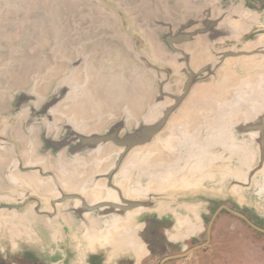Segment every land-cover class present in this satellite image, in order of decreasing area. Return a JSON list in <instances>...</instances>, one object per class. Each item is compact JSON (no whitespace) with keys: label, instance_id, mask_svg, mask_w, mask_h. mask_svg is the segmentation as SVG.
<instances>
[{"label":"flooded vegetation","instance_id":"1","mask_svg":"<svg viewBox=\"0 0 264 264\" xmlns=\"http://www.w3.org/2000/svg\"><path fill=\"white\" fill-rule=\"evenodd\" d=\"M262 5L264 0H0V64L15 60L22 69L19 85L0 89V206H6L0 209V261L34 264L13 263L33 253L48 264H153L162 239L167 250L180 251L159 264H175L215 245L225 212L242 215L235 216L264 234L248 212L226 205L234 200L264 221V211L238 196L247 189L240 170L209 185L205 177L193 184L192 174L193 190L185 194L163 190L166 182L175 188L188 179L180 169L187 129L232 110L241 119V103L263 109ZM154 124L162 129L143 146H82V138L116 134L124 141ZM152 162L163 166L164 183L155 170L140 176L139 166ZM140 187L151 189V197ZM125 189L147 204L129 213L131 225H117L125 244L117 252L81 257L65 219L98 241L100 218L80 210L96 202L119 205ZM209 199L225 204L215 209ZM30 209L32 217H25ZM30 222L36 225L30 232L8 228ZM204 258L198 263L213 264Z\"/></svg>","mask_w":264,"mask_h":264},{"label":"water","instance_id":"2","mask_svg":"<svg viewBox=\"0 0 264 264\" xmlns=\"http://www.w3.org/2000/svg\"><path fill=\"white\" fill-rule=\"evenodd\" d=\"M7 64H9L8 60H5V62H2L0 64V89H3L6 85H9L10 83H17V85H19V79L21 78V73H22V69L20 66L21 64L16 63L15 60L12 61L11 65L7 66ZM259 99L262 100L261 98ZM262 101H264V99ZM240 105L245 106V108L241 109V111H245V115L243 116V118L241 119L237 118L235 115V111L233 110L231 111L233 112L232 113L233 115L229 117H225L224 114L223 116L225 117V119L231 121L230 132L228 131L225 137H222V134L219 133L218 129L215 127L213 120L212 119L207 120L208 118L204 119V122L206 121L205 124L202 125V122L200 124L195 123L193 127H190L189 129L186 130L187 135H189L187 137L194 139L192 142H190L189 139H186L185 140L186 143L181 144L180 146L181 150L186 153L184 154L186 156L184 161V167L180 166V169H182L185 173H188L186 174V176L188 177L187 180L189 181L185 180L184 182H179L178 183L179 186L175 185V188L168 185V182L164 183V181L166 180L165 179L166 175L164 176L165 171H163V166L156 162H152V164L149 165H146L147 164L146 163L145 166L143 165L139 166L142 168V172H139L140 176L144 178V176L147 175L149 172L155 170L156 173H158L157 178L159 179V181H162L161 183H164L163 186L165 188L163 189L164 191H168V193L171 194H177V193L185 194L190 192L191 190H193L192 184L190 183V178H192L191 175L193 173L192 171H189L190 168H186V167H188V165H190L191 162L192 164H194L195 160L198 159V157L189 159L190 151L192 152L193 150L196 149V144L200 143L198 141H202V140L205 141L208 139L209 150L212 151V155L210 154V156L204 158L211 157V159L213 160L221 159L228 161L229 168L227 167L223 169V171L224 170L229 171L227 174L231 173L236 175L237 174L236 171L240 170L239 172L241 174L238 175L239 176L238 178H241L245 182H247V189L242 192L240 191L238 193V196L241 198V200H244L246 203L253 206L255 210L261 212L264 211V203H263L264 191H262L264 187V107L262 110L259 109L260 111L256 112V111H252L250 105L248 104L243 105V103H241ZM229 109H233V108H229ZM223 117H221V119ZM161 129H162L161 124L145 126L139 132L128 136L124 141L118 139V136L116 134L111 136L110 135L93 136L89 138H82V146L97 147L101 143H107L108 141H115L118 145L122 147L127 146L128 148L143 146L146 145V143H148V140L151 138L152 135L154 136ZM215 134H219L220 136L218 138L212 139V137ZM228 134L229 136L227 137ZM177 145L178 142L174 144L175 147ZM205 160H210V159H205ZM196 178H197L196 182L193 184H197L198 182L202 181L201 180L202 176L197 175ZM221 180L222 178L217 179V184H219ZM159 181H156L155 183L147 184V188L156 187L154 184L158 183L159 185ZM235 183L236 182L234 181L232 184L234 185ZM129 189L131 191H135L134 190L135 187H131ZM144 189L145 190H143V188L140 187V191L141 190L145 191L146 194L148 195L147 197L148 198L151 197L149 193V190L151 189L149 190L146 188ZM155 189L159 191L158 187ZM124 193H125V197L123 196L124 194L121 195L120 193L121 204L119 205L111 204L106 201L100 202L99 204L98 202H96L94 204H91V206L85 204L83 209L80 210L82 212L81 216L90 215L96 218H100L99 221H96L97 223L96 226L100 227L99 230L100 239L98 237V241L95 240L96 238L94 237L86 236L85 233L83 232L86 229L78 230L75 227V223H74L76 220H74L73 222V220L65 219L70 224V226L74 225L75 231L78 232L76 233V236H72V235L70 236L76 238L75 245L78 248V251L82 253L81 254L78 252V254H80L81 257H84L86 259L87 257L86 253L88 251L91 252L92 254H96L98 253V251H100V249L105 250L106 252H117L116 250H118V248H120L122 245L125 244V242L122 240V234L120 233V230L117 228V225L120 226L127 224L131 225L132 222H130L129 213L133 210H140L141 207H146L147 204L144 202H138L132 200L130 196L134 193L132 192L130 194L127 189L124 190ZM157 194L159 195V193ZM98 197H100V195ZM62 199L64 200L66 198H62ZM2 208H6V206L5 207L0 206V209ZM8 208L13 210L18 209L17 207H8ZM225 209L229 210L228 208ZM98 210L100 211V214L93 213ZM221 210L217 212L214 219L218 216ZM108 211L109 213H107ZM232 213L244 218L242 215L236 212H232ZM25 215H26L25 217H32L31 209L27 210ZM22 227H26V226H22ZM211 227L212 224L210 225L209 233L211 232ZM125 229H128V227ZM255 229L262 231L257 227H255ZM103 234L105 236H103Z\"/></svg>","mask_w":264,"mask_h":264},{"label":"rangeland","instance_id":"3","mask_svg":"<svg viewBox=\"0 0 264 264\" xmlns=\"http://www.w3.org/2000/svg\"><path fill=\"white\" fill-rule=\"evenodd\" d=\"M260 9V13H264V6L262 5V10ZM264 15V14H263ZM241 108H245V106H241ZM215 127L218 129L219 133L222 134V137H225L228 131L230 132L231 129V121L228 119H225L223 117L222 119L219 118L217 121L214 122ZM209 126V123H208ZM220 135L215 134L212 139L218 138ZM229 134L227 135V137ZM193 138V137H192ZM190 142L193 141V139L188 138ZM200 143L196 144V149L192 152L190 151L189 159H193L194 157L198 159L195 160L194 164L188 165L186 168H190L189 171H192L193 174L200 175L202 177H205L208 179L207 184L209 185L212 180L220 179L223 175L227 174L229 171H226L223 169L229 168V163L226 160H213L210 158H204L207 156L212 155V151L209 150V140L205 141H198ZM247 150V148H246ZM250 154V153H249ZM210 159V160H205ZM250 159V157H249ZM208 200V199H207ZM213 205L216 202V208L220 205L225 204L221 201H215L210 200ZM228 207H230L232 210L242 213L248 212L249 215L253 217V222L256 226H261L264 228V221L257 215V213L254 210L249 209L248 207H245L244 210L237 207V204L234 200H228L227 204ZM240 209V210H237ZM99 211V210H98ZM93 212L94 214H100V211ZM214 211H212L211 215L207 217V225L206 228H208V225L210 223V220L214 216ZM9 217V215H7ZM250 221V220H249ZM64 226L70 225L67 221H64ZM11 229L13 233H19L21 231L24 232H30L36 229V225L34 222L28 223L26 227H21L17 225V223L13 224L12 226L8 227ZM73 232H69L72 236H76V232L74 226H72ZM65 229V228H64ZM43 232H47L45 230H42ZM259 231L256 230L249 222L243 221L242 219L236 217L235 215H230L228 212L223 213L220 215V219L218 220L216 224V231H215V245L208 247L206 246L200 252H197L195 255L196 257H193L190 260H179L175 262V264H199L198 260L202 262H207L208 258H204V256L208 255L210 260L212 259L213 264H264V256L259 257V254L264 253V234L258 233ZM207 238L206 236L203 237L202 241H205ZM85 241V240H84ZM261 241L260 243H258ZM155 242V241H154ZM197 245H201L200 242H195ZM162 247V249H161ZM154 256H152V259L155 260V263L153 264H159L163 258L175 255L180 249L178 248H170V250H167L164 246V242L162 239L157 241L156 246H154ZM10 253V252H9ZM11 254V253H10ZM23 258L13 260L14 262H24V259H28L34 262V264H48V261L43 260V258H39L35 256L33 253H26L23 255ZM202 256V258L200 257ZM21 257V256H20ZM18 258V257H17ZM199 258V259H198ZM204 258V259H203ZM3 261H0V264ZM152 264V263H151Z\"/></svg>","mask_w":264,"mask_h":264},{"label":"bare ground","instance_id":"4","mask_svg":"<svg viewBox=\"0 0 264 264\" xmlns=\"http://www.w3.org/2000/svg\"><path fill=\"white\" fill-rule=\"evenodd\" d=\"M19 10L22 11L23 9H19ZM18 14H21V12H19ZM35 16H37V15H35ZM262 39H263V36H260V38L256 42H259L260 43V41H262ZM129 193H130V191H129ZM120 230H123V229L120 228Z\"/></svg>","mask_w":264,"mask_h":264}]
</instances>
